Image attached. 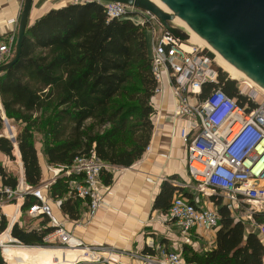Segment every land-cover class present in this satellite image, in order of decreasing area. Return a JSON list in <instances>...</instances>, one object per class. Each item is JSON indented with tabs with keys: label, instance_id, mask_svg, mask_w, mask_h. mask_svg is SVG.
<instances>
[{
	"label": "trees",
	"instance_id": "1",
	"mask_svg": "<svg viewBox=\"0 0 264 264\" xmlns=\"http://www.w3.org/2000/svg\"><path fill=\"white\" fill-rule=\"evenodd\" d=\"M145 27L128 17L108 19L103 5L95 0L50 8L26 27L19 59L0 73L4 115L24 124L16 135L15 150L20 154L26 184L36 187L42 181L31 131L41 123L46 127L43 155L48 167L70 165L81 154H95L121 168L141 158L154 127L151 100L157 86ZM207 55L213 57L212 52ZM217 72L218 82H204L200 97L219 87L237 104L255 105L239 94L236 79L220 67ZM2 129L0 113V152L13 159L14 145L1 134ZM0 177L3 185L13 188L18 181V173L8 171L2 162ZM73 179L72 175H58L48 192L52 199L65 197L61 211L77 220L84 208L81 199L68 195V183ZM101 180L110 185L112 171L102 173ZM175 192L194 201L193 193L183 184L165 180L153 208L167 212ZM208 198L220 216L214 246L196 250L183 244L184 260L194 264H264V244L258 234L247 230L245 223L233 221L221 195ZM33 202L26 196L22 212ZM256 219L264 223V216ZM6 224L3 218L0 231ZM51 229H26L15 223L11 235L25 244L40 245ZM6 236L8 233L1 239Z\"/></svg>",
	"mask_w": 264,
	"mask_h": 264
},
{
	"label": "built area",
	"instance_id": "2",
	"mask_svg": "<svg viewBox=\"0 0 264 264\" xmlns=\"http://www.w3.org/2000/svg\"><path fill=\"white\" fill-rule=\"evenodd\" d=\"M98 2L103 5L108 19L128 17L133 21L134 7L120 2ZM139 11L150 16V19L136 24L150 26L152 30L148 43L152 72L157 81L154 96L162 95L167 84L175 99L173 116L190 120L188 130L181 128L180 131L186 143L188 175L196 183L197 190L202 192L201 195L205 189L221 195L233 221L245 223L264 240V223L256 219L257 216H264V93L256 85L251 86L252 83L243 80L237 85L238 92L255 105L247 102L239 105L235 98L219 87L200 97L204 82H218L213 58L207 55L202 46L180 41L160 25L161 29L156 30L151 24L155 18L146 11ZM15 40L14 34L0 33V64L11 58ZM149 150L148 145L144 152ZM116 168L95 154H81L70 165L50 168L51 178L36 187L26 184L23 169L19 170L14 188L3 185L0 177V224L3 218L8 220L0 236L9 233L12 237L11 228L15 223L20 225L23 214L21 206L26 196L30 195L34 202L24 213L34 221L46 220L44 227L52 228L43 236V244L35 246L58 243L63 248L81 251L76 264H111L109 249L85 244L65 229L50 204L59 208L62 199H52L48 189L58 175L74 176L68 183V195L81 199L84 208L82 215L92 217L102 203L101 175ZM13 200L15 202L12 203ZM18 200H21L19 205ZM9 206H13L10 214L4 210ZM168 215L184 233L191 230L216 232L220 226V216L215 206L207 205L203 198L194 197V201H191L178 192L171 198ZM31 245L14 237L0 242V264H22L17 257L11 259L5 255V246ZM130 256L139 259L140 264H194L186 262L180 252L164 248L154 255L132 253Z\"/></svg>",
	"mask_w": 264,
	"mask_h": 264
},
{
	"label": "crops",
	"instance_id": "3",
	"mask_svg": "<svg viewBox=\"0 0 264 264\" xmlns=\"http://www.w3.org/2000/svg\"><path fill=\"white\" fill-rule=\"evenodd\" d=\"M73 1L32 0L29 24L50 8ZM22 5L23 0H0L2 35L16 34ZM151 101L155 118L152 117L154 127L149 142L150 150L144 152L130 167H117L112 172V183L101 188L102 203L94 215L86 218L82 215L83 209L77 220H71L60 207L50 203L56 217L72 235L85 244L109 249L111 264H140L139 259L130 256L132 253L154 255L159 253L160 248L181 253L183 244H189L196 250L199 247L201 250L210 249L215 243L216 232L191 230L184 233L168 215V211L153 208L163 181L171 180L174 184L184 185L191 179L186 170V143L180 136L181 128L188 130L190 120L173 116L175 99L167 84L164 85L162 95L152 97ZM5 157L7 156L0 152V162L8 167L9 161L4 160ZM19 164L22 170L21 162ZM46 168L50 170L48 165ZM8 171L11 170L8 168ZM16 173L19 175V171ZM51 175L52 171L42 181H48ZM172 176L176 179H171ZM19 204L21 200H18ZM9 209L4 208L7 212L13 211V208ZM46 224L45 220L39 219L34 222V228L37 225L44 227ZM262 242L264 244V240Z\"/></svg>",
	"mask_w": 264,
	"mask_h": 264
},
{
	"label": "water",
	"instance_id": "4",
	"mask_svg": "<svg viewBox=\"0 0 264 264\" xmlns=\"http://www.w3.org/2000/svg\"><path fill=\"white\" fill-rule=\"evenodd\" d=\"M95 1L120 2L146 11L173 37L196 44L174 24L173 20L179 18L254 85L264 89V0H159L168 10L152 0ZM31 5L32 0H23L14 51L7 62L0 64V73L11 68L21 55ZM0 113L4 114L1 105ZM14 142L15 148V138Z\"/></svg>",
	"mask_w": 264,
	"mask_h": 264
},
{
	"label": "rangeland",
	"instance_id": "5",
	"mask_svg": "<svg viewBox=\"0 0 264 264\" xmlns=\"http://www.w3.org/2000/svg\"><path fill=\"white\" fill-rule=\"evenodd\" d=\"M80 1H82V0H80ZM132 11L135 12V14L132 15L133 21L135 23H138V22L140 23V22L145 21V19H150L149 14H146L144 12H140L139 10L134 9V8H133ZM151 24L156 30H160L161 29V27L159 26V23L155 19H153L151 21ZM181 29H183V28L181 27ZM144 31H145V35H146L147 39L150 41L151 36H152V30H151L150 26L146 25ZM15 38H16V34H15ZM203 48H204V50H206V52H212V54H213V57H212L213 58V62L215 64V66L219 68L220 66L215 61L216 54L213 51H211L210 49H208L207 47H203ZM228 76L230 77L229 74H228ZM236 80H237V84H241L243 82L242 79H236ZM252 86H253V84H252ZM259 99H262V98L260 97ZM2 117H3V129L1 131V134L6 136L7 138H9L10 140H12L14 142V138H16L17 133L24 127V124L22 122L14 120V119H8L5 115L2 116ZM45 128L46 127L43 125V123H41L40 125H38V127H35V128L31 129L33 142H34V145H35V147L37 149V152H38L39 162H40V164L42 166L41 168L43 169L42 170V172H43L42 173V180L44 178H46V176L49 177L50 171H51L48 168H46L47 165H46V161H45V158H44V155H43V147H44V143H45V137H44ZM3 159L4 160L8 159L7 161H9L8 162V167H5L7 170L9 168L11 170V172H13L15 174H16V172L19 171V169H20V164L19 163L21 161H20V157H18V154H17L15 148L13 150V159H10L9 157H5ZM50 168L52 169V167H50ZM47 170H48V172H47ZM46 173H48V175ZM183 187L185 188L186 191L193 193V196L195 198H203L206 201L207 205L214 206L213 204H209V202H211V201L209 200L208 197L211 194H216V193H213L210 190L205 189L203 191V195H201L202 192L200 193V191L197 190V185L194 182V180H192V179L189 180L188 184L187 183L184 184ZM13 202H15V200H13L12 203ZM12 207L13 206H9L10 209ZM11 212H12V210H11ZM8 213L10 214V211H8ZM20 220H21V223H20L21 225H19V223H18L19 226L24 227L26 229L34 228V222L35 221L33 219H30L27 214L23 213L22 217L20 218ZM6 221L8 222L7 219H6ZM0 226H1V224H0ZM41 227H42L41 225L40 226L37 225V228H41ZM246 227H247V230H252L251 227H249V226H246ZM7 238H9V236H6V238L4 240H7ZM4 240L0 239L1 242H4ZM32 245H36V244H32ZM41 246H43V245H41ZM204 246H208V245L204 244ZM60 247H61L60 244L52 243L49 246H43L42 248L56 249V248H60ZM197 249L199 250L200 248L198 247Z\"/></svg>",
	"mask_w": 264,
	"mask_h": 264
},
{
	"label": "bare ground",
	"instance_id": "6",
	"mask_svg": "<svg viewBox=\"0 0 264 264\" xmlns=\"http://www.w3.org/2000/svg\"><path fill=\"white\" fill-rule=\"evenodd\" d=\"M152 1L158 4L163 9L168 10L159 0ZM173 21L178 27H182L189 34V37L196 43V45L198 44V46L207 47L208 49L213 51L216 54L215 61L225 72L230 75L231 78L242 79L244 81H247L248 83L250 82L254 84L240 70H238L235 66L225 60L218 52H216L204 39L193 32L182 20H180L179 18H175ZM256 87L264 92V89L260 86ZM2 116H4V114ZM15 148H17L16 145ZM17 154H19V152ZM7 240H12V237L9 235V238H7ZM78 252L80 253L81 251L63 247L56 249L42 248L41 246L35 245L4 247V253L6 256H10L12 259L14 257H17V259H19V262H21L22 264H74L79 261Z\"/></svg>",
	"mask_w": 264,
	"mask_h": 264
}]
</instances>
